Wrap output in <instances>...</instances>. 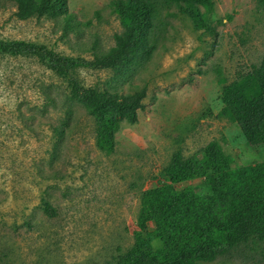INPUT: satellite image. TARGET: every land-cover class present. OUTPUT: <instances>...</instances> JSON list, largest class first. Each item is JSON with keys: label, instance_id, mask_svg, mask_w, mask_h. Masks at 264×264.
Listing matches in <instances>:
<instances>
[{"label": "rangeland", "instance_id": "374dc122", "mask_svg": "<svg viewBox=\"0 0 264 264\" xmlns=\"http://www.w3.org/2000/svg\"><path fill=\"white\" fill-rule=\"evenodd\" d=\"M111 1L67 0L75 28L65 32L63 16L19 21L14 5L0 0L1 40L80 62L63 79L39 60L0 55V264H116L136 232L144 236L142 194L169 185L177 155L196 159L218 141L232 168L264 162V144L250 147L236 124L219 117L217 82V71L231 82L264 56V9L257 1L214 0L211 31L163 12L168 26L156 50L122 77L86 64L112 48L122 30ZM74 82L120 94L145 90L137 123L121 124L111 153L96 147L91 117L69 94ZM42 83L54 102L46 109L35 89ZM39 169L48 180L39 179ZM203 184L193 179L174 189ZM44 200L55 217L43 212ZM145 228L152 232L154 225L147 221ZM199 264H264V244Z\"/></svg>", "mask_w": 264, "mask_h": 264}, {"label": "trees", "instance_id": "16d2710c", "mask_svg": "<svg viewBox=\"0 0 264 264\" xmlns=\"http://www.w3.org/2000/svg\"><path fill=\"white\" fill-rule=\"evenodd\" d=\"M4 1L14 5V17L19 21L56 20L63 16L65 32L75 28L67 0ZM256 1L264 9V0ZM109 7L122 30L114 36L112 48L93 53V60L86 64L122 77L130 72L132 64L149 58L156 50L168 26L163 12L168 17L180 13L195 26L211 31L209 24L215 1L112 0ZM0 55L39 60L47 70L63 79L70 77L80 63L19 39H0ZM217 74L222 104L219 117L236 124L250 147L263 145L264 56L259 65L234 81L228 82L220 71ZM69 86L72 100L81 105L93 121L96 147L111 153L121 124L137 123L145 90L120 94L85 88L76 82ZM35 89L39 97L43 96L45 109L48 103L53 106L48 85L42 83ZM179 158V155L175 157L172 170L168 172L169 185L142 194L144 236L136 232V243L117 257L116 264L211 263L242 245L264 244V162L232 168L230 157L218 141L210 142L196 159L181 161ZM39 170V179L48 180V172ZM193 179H203L204 184L200 188L174 189V185ZM42 207L50 218L56 216L48 201L44 200ZM147 221L154 225L152 232L146 231ZM153 240L158 242L157 248L152 246Z\"/></svg>", "mask_w": 264, "mask_h": 264}]
</instances>
